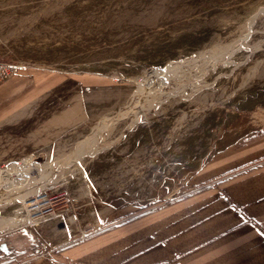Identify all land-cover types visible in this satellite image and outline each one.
<instances>
[{
	"label": "rangeland",
	"instance_id": "obj_1",
	"mask_svg": "<svg viewBox=\"0 0 264 264\" xmlns=\"http://www.w3.org/2000/svg\"><path fill=\"white\" fill-rule=\"evenodd\" d=\"M0 60L88 83L86 121L0 167L26 173L23 182L51 168L36 189L62 195L22 225L30 221L18 208L37 190H10L3 174L0 228L22 217L27 251L84 233L91 212L69 205L74 188L154 207L211 156L264 129V0H0Z\"/></svg>",
	"mask_w": 264,
	"mask_h": 264
},
{
	"label": "crops",
	"instance_id": "obj_2",
	"mask_svg": "<svg viewBox=\"0 0 264 264\" xmlns=\"http://www.w3.org/2000/svg\"><path fill=\"white\" fill-rule=\"evenodd\" d=\"M87 84L84 77L20 68L2 81L0 167L38 153L86 121ZM69 194L83 218L91 212L84 233L53 249L27 251L17 225L25 220L14 218L0 228V263L264 264V129L211 156L149 212H136V204L110 205L84 185Z\"/></svg>",
	"mask_w": 264,
	"mask_h": 264
},
{
	"label": "built area",
	"instance_id": "obj_3",
	"mask_svg": "<svg viewBox=\"0 0 264 264\" xmlns=\"http://www.w3.org/2000/svg\"><path fill=\"white\" fill-rule=\"evenodd\" d=\"M17 69V65H11V63L0 60V83L12 76L17 71ZM56 192L57 189L55 186L48 185L27 196L24 202H22V206L18 208L21 210L17 213L23 212V218L30 222L21 224L32 225L38 222L39 219L44 218L52 209L51 206L53 202L62 196Z\"/></svg>",
	"mask_w": 264,
	"mask_h": 264
},
{
	"label": "bare ground",
	"instance_id": "obj_4",
	"mask_svg": "<svg viewBox=\"0 0 264 264\" xmlns=\"http://www.w3.org/2000/svg\"><path fill=\"white\" fill-rule=\"evenodd\" d=\"M177 70V69H176ZM158 71V70H157ZM157 71H152V72H157ZM164 72H165V70H164ZM157 73H159V72H157ZM149 76V75H148ZM181 76V75H180ZM156 77H157V75H156ZM154 78V77H153ZM158 78V77H157ZM160 80V79H159ZM163 82V81H162ZM192 85V84H191ZM153 91V90H152ZM38 165V164H37ZM36 165V166H37ZM47 168V167H46ZM51 170V168H47V169H45L44 170V172H45V174H46V172H49ZM3 172H4V170H2V168H0V180L2 179V176H4L3 175ZM43 171L42 172H39V173H37V175L36 176H34L32 179H30V181L28 180L27 182L25 181V182H23L22 181V179L21 178H24V179H27L28 177H27V175H26V173L25 174H23L22 176H21V172L20 173H18V174H12V176L11 177H9V179H10V181H9V183H11V185H13V186H15V187H18V189L20 188V183H21V186L22 187H27L28 189L26 190L27 191V194L29 193L30 194V192H32V191H36V190H38V189H40V188H37L36 189V185L37 184H39L40 183V181H42V179L43 178H45V180L47 179V177H44V175L42 174V173H44ZM20 174V175H19ZM32 175V174H31ZM46 176V175H45ZM45 180H43L44 182H45ZM48 180V179H47ZM29 182H32V183H29ZM36 182V183H35ZM26 189V188H25ZM26 195V193H24L23 194V196H21V194H17V196H16V198H23L24 196ZM27 196V195H26ZM15 222H12V224H14ZM12 224H10L9 223V225H12Z\"/></svg>",
	"mask_w": 264,
	"mask_h": 264
},
{
	"label": "trees",
	"instance_id": "obj_5",
	"mask_svg": "<svg viewBox=\"0 0 264 264\" xmlns=\"http://www.w3.org/2000/svg\"><path fill=\"white\" fill-rule=\"evenodd\" d=\"M151 209H153V207H152V205H149L148 204V206H146V207H142V208H138V209H136V212H140L141 210H147L148 212L151 210ZM135 212V213H136ZM11 260H9L8 262H10ZM0 264H4V263H0Z\"/></svg>",
	"mask_w": 264,
	"mask_h": 264
},
{
	"label": "water",
	"instance_id": "obj_6",
	"mask_svg": "<svg viewBox=\"0 0 264 264\" xmlns=\"http://www.w3.org/2000/svg\"><path fill=\"white\" fill-rule=\"evenodd\" d=\"M3 245H5V244H3Z\"/></svg>",
	"mask_w": 264,
	"mask_h": 264
}]
</instances>
